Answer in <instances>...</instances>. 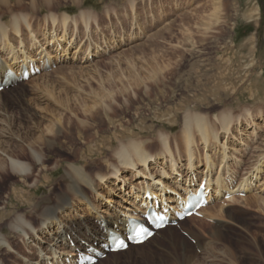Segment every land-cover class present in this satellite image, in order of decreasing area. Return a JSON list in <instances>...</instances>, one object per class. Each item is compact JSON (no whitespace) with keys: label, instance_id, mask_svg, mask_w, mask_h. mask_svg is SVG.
Instances as JSON below:
<instances>
[{"label":"rangeland","instance_id":"1","mask_svg":"<svg viewBox=\"0 0 264 264\" xmlns=\"http://www.w3.org/2000/svg\"><path fill=\"white\" fill-rule=\"evenodd\" d=\"M14 5L16 9L9 10ZM0 6H5L0 13L2 22L17 19L22 27L20 34L11 32L15 52L24 50L21 36L28 44L33 39L37 45L32 50L38 54L37 33L42 43L45 35L48 39L58 35L66 51L62 49L58 59L43 68L38 56L34 63L41 69L20 87L0 94V102L4 98L1 103L7 104L0 114V140L9 141L12 153L32 165L30 175L9 171L0 175V206L4 207L0 227L17 215H24L30 226L44 225L43 209H60L65 203L52 215L56 222H75L68 230L81 242L71 244L68 238L67 247L72 249L74 245L81 248L89 236L98 234L97 215L105 217L111 210L108 220L104 219L109 222L127 218L129 213L140 214V207L126 211L122 206L132 207L127 200L134 192L139 194L142 185L154 180L171 189L176 177L161 137H167L180 175L187 174L184 118L195 113L207 118L219 134L218 141L206 146L201 135L193 132L197 185L206 175L208 151L217 164L212 171L214 181L222 166L226 182H233L236 189L262 166L255 183L263 186L236 194L235 200L223 197L221 201L215 196L208 215L193 216L172 227L178 234L175 239L161 233L145 248L116 257L109 254L100 264H183L172 254L171 239L182 249L184 236L195 246V258L200 257L192 263L264 264V0H0ZM62 16L69 17L66 27L59 23ZM189 33L192 37L187 40L184 34ZM64 39L73 45L68 47ZM87 50L92 55L82 61ZM219 91L226 95L217 97ZM225 115L231 117L227 134L220 123ZM2 131H10L11 138H3ZM25 133L33 136L28 144L32 141L49 159L48 170H40L28 148L18 141ZM44 138L52 139L51 149ZM132 142L142 144L147 152L142 157L146 164L136 170L124 167L118 156L120 148ZM224 143L226 157L231 156L223 160L220 149ZM22 147L26 149L23 155ZM74 169H82L93 187L84 185ZM139 171H146L147 176L138 175ZM79 186H85L82 198L70 189ZM110 196L115 200L112 205L108 204ZM220 208L223 212L217 213ZM187 228L195 235H189ZM6 236L17 243L20 254L37 253L34 245H24L15 233ZM71 251L69 261L76 259ZM0 253L5 264H15L14 256L4 249ZM17 263L23 264L22 260Z\"/></svg>","mask_w":264,"mask_h":264},{"label":"bare ground","instance_id":"2","mask_svg":"<svg viewBox=\"0 0 264 264\" xmlns=\"http://www.w3.org/2000/svg\"><path fill=\"white\" fill-rule=\"evenodd\" d=\"M15 6L16 5H14L13 8L10 7L9 10L13 11L14 9H16ZM7 8H6V10H7ZM3 9H5V6L4 7L0 6V13L2 12L1 10H3ZM214 13H215V11H214ZM80 16H81V14H80ZM87 18L89 19V17H87ZM68 19H69V17H67V16L63 17L62 16V19H60L59 23H61V25L63 27H66ZM16 20L17 19H14V20L10 21L9 23H4V22H2L1 16H0V86L4 85L9 80H10L9 82H11V86L9 88H3L0 91V94L4 93L6 90H12V87H16V88L20 87L21 82L19 81V79H21L23 81V78H21L23 69H27L29 74H32V70L35 71L36 69H41L40 65H38V64L35 65V63H34V61L37 60L38 56H40V59H42V68H43L46 65H52L51 60H53V58H56V57H57L56 59H58V54L60 52H62L61 51L62 49H63V52L66 53V51L64 50L65 47L63 46V43L60 41V39H58V35H57V38L53 37L52 39H48L45 35V37L43 38V40H45V43H42V41L39 40L40 37H39L38 33L35 34L36 41L41 45V50H40V52L38 51L39 52L38 54H36L35 51L32 50V47H35L37 45L35 42H33V39H32V43L28 44L26 42V39L22 38L21 36H20V41H21L22 47H24V50L21 51L22 52L21 54L15 52L16 48L15 49L13 48L14 44L12 43L13 41L11 40V32L20 34V31L22 29V27H19V25H18L19 22L17 23V21H19V20H17V21ZM82 20H83V17H82ZM52 21L55 24L57 21V18L53 17ZM83 21H85V20H83ZM85 24H86V21H85L84 25ZM9 27H11V30L8 31ZM32 32H34V31H32ZM184 36L187 40H190L192 37V33L184 34ZM64 42L68 44V47H71L73 45V44H71V41L65 40ZM67 44H65V45H67ZM5 51H6V53L8 52V54H5L6 56H2V53H4ZM60 55H62V54H60ZM90 55H92V54L89 53V50H87V54L85 57H82V61L87 60ZM60 61H61V58H60ZM31 66H32V70H31ZM132 68L134 69L135 66ZM160 69H159V71H160ZM10 71L13 72L15 77L12 78V76L9 74ZM162 71H163V69H161V72ZM169 73L172 74V72H169ZM134 81L138 86V79L137 80L135 79ZM139 83H141V82H139ZM164 83L166 84V82H164ZM200 84H201V81L198 82V85H200ZM39 87H37V88H39ZM21 93H20V95H21ZM215 94H217L216 96L220 98V96H218V95L219 94L226 95V92L219 91V92H216ZM23 96H25L24 92L22 94V97ZM22 97H20L18 99H22ZM67 98L69 99V97H67ZM2 100H1V102H2ZM57 100H59V99H57ZM67 101L68 100L66 99V103H67ZM1 102H0V114L3 113V109H6V106H7L6 103H1ZM57 102H59V101H57ZM69 103H70V101H69ZM191 112H193V111H191ZM230 120H231V117L227 116V115L223 116L220 119L221 126H222L223 130L226 132V134L230 132V128L228 127ZM0 123H1V121H0ZM57 123L61 124L60 118L58 119ZM54 126H56V123ZM50 130H52V129H50ZM194 131L198 132L201 135V139L204 141L206 146L212 140L213 141L219 140V134L217 133V131L213 127H211L207 118H205L202 115L195 114V113H188L185 116L183 138H184V142H185V149H186V152L188 154L187 168H186L187 174L185 175L187 180H185L186 181L185 182L183 180L185 177L181 176L179 173V168H178L179 162L177 161V159L172 154L171 148L169 147V145L167 143V141H168L167 137L166 138L161 137V138H163V145H164L163 149L166 152V157H167V155H169V157H170L171 167L173 168L172 169V175H176V177H173L174 180L172 182L173 184H172L171 189L165 188L163 185L158 184L157 182H155L153 180L154 183L151 185H153V188L155 190H157V192H158L157 195L152 193L151 189L148 187L150 185V183H148L149 185H142L141 191L139 192V194L134 192L132 194L131 199H129V200L126 199L128 204L130 203V205L132 207L125 206V205H123L122 207L126 211H134L136 208L140 207L142 209V212H140V214L129 213L128 214L129 216H127V218L119 217V218L112 220V221H109V222L105 221V220H108L109 214L112 213L111 210H110V212L109 211L107 212V216H105V217H103V216L101 217V216L97 215V221L99 223V225H98L99 231L97 230L98 234H93L92 236H89L88 242H83L81 245V248H77L75 246V247H72V249H70L69 247H67V245L69 246V244L67 242L68 238L70 240H72L73 242H75L76 244L81 242V238L76 236V234L73 232V230H70V231L68 230V229L72 228L73 225H75V222H73L71 224H67V223L65 224L63 221H61V219L59 222H56V221H54L55 215H52V214L57 215L58 211L66 206L65 203L63 204L62 208H60V209H58L57 206L45 207L42 212L40 211L41 212L40 213L41 224H44V225H40L38 227L30 226L24 215H17L16 218H14L7 225L0 227V230H1L0 231V251L2 249H4L6 254L14 256L15 264H18L17 263L18 260H22L23 264H78L79 261L85 260L89 256H96L99 252H104L105 248L110 247L108 244V238L112 237L114 234H117V233H124L128 229L130 222H131V219L136 220V221H142L143 220V216L145 214L147 207L151 203L155 202V199H152V200L148 199L146 193L150 192L151 195L154 198H156V200L160 201V203L162 204V205H160V210H163L168 206L167 208H169V210H170L168 212V214L171 213L173 215H176V212H181L182 210L184 211L183 208L185 205L186 198L188 197V195L190 193L194 196L197 195L198 189L200 187L199 185L197 186V181H196L198 179V177H197L198 176L197 175L198 161H197V158L195 157L196 154L193 150V144L195 143V137L193 135ZM2 133H3L2 137L6 138V139H10L11 138L10 136H12L10 131H8V132L6 131L5 133L2 131ZM18 138H19L18 141L23 142L24 145L28 148L29 154L33 158V162L36 165L41 167L40 170H48V167L45 164L48 162L49 159L46 158V156H44L42 152H39L38 150H36L34 148L35 146H34V144H32V141L30 144H28L29 139L31 140V138H33V136L28 134V133H25V135L20 134L18 136ZM44 139H45L44 142L46 144V147H48V149L49 148L51 149V147H53L52 146V139L51 138H44ZM143 147L144 146H142V144H139L137 142H132L129 145L122 146L120 148V150L118 151V156H119V160H120L121 164H123V166L126 168H130V166H131V168L134 170L138 169L137 167L139 165L140 166L142 164L145 165L146 163L144 162L142 157L147 152H146V150H144ZM221 148L222 149H220V150H222V155H223L221 157L223 158V160L225 158H228V157L230 158L231 155L226 157L229 154L227 152V148L225 147V143L222 145ZM13 151L14 150L9 145V141L0 140V154L2 157H4L3 159L1 158V160H0V175L4 176V175L8 174V171L11 173L17 174V175H30L31 171H32V165L29 163L23 162L20 158V155L13 154L12 153ZM25 152H26V149L22 147L20 149V154L23 155V154H25ZM205 158H206V169L207 170H206V175H205L203 181H206L207 183L205 184L206 189H205L204 194L208 193L211 190V196H210L211 201L210 202H213L215 196H217V200L222 199L221 201H223V197H225L226 194L231 195V199L235 200L236 194H240V193L242 194L244 192L250 191L251 189H254L256 186L255 182L258 179V173H259V171L261 172L263 170L261 168L262 166L261 167L259 166L256 169V171L252 173L251 176L243 179L239 183L237 188L235 189V187H232L233 182L232 183L226 182V179H225V176H226L225 171L226 170L224 171V168H222V166H221V169L219 170L216 181H214L215 176L213 177L212 171L217 164H215L214 160H211V155L208 154V151L206 152ZM263 164H264V162H263ZM138 173H139L138 175L147 176V175H145L146 171H143V172L139 171ZM74 174L78 178H80L81 181H83L84 185L93 187V183H92L91 179L85 175V173L83 172L82 169H74ZM171 178H172V176H171ZM159 180H161V179H158L157 181H159ZM123 181L127 182V179H124ZM182 181L185 182V185L183 184ZM229 182H231V181H229ZM141 183L143 184L144 181H141ZM258 186L262 187L263 184L260 182V184H258L256 187H258ZM108 188L110 191H113V189H114V188H112V184H110L108 186ZM151 188H152V186H151ZM70 189L74 192L75 195H77V197H80V198H82L84 193H85V186H79V187H74V188L70 187ZM171 193H173L174 196H172ZM25 197L29 198L30 194L25 195ZM107 199H108L109 205H112V203H115V200L112 199L111 196ZM223 205H224V203H223ZM42 207H43V205H42ZM109 207H111V206H109ZM209 207L210 206H207L200 213H202V215H205V213H206V215H208L207 212L209 211ZM103 209H100V213L106 212ZM222 209L223 208L216 209V212L222 213L223 212ZM3 210H4V207L0 206V224L2 223L1 220L3 219ZM192 217L193 216H191L190 218H192ZM210 218L213 219V217H210ZM43 226H44V228H43ZM87 230H89V228ZM187 230H188V228H187ZM8 232L15 233L18 236V237L16 236L18 239H23L22 243L24 245H26V244L34 245L35 248L38 249L36 251L37 253H35V255H31L32 252L29 251L28 252L29 255L25 256V255L20 254V252L17 250L18 248L16 247L17 243L14 240L9 241V239L7 238L8 236H6V233H8ZM87 232L89 233V231H87ZM166 232L170 233L171 236L173 237V239H175V237H178L176 230L174 228H172L171 226H168L163 230L157 231V233L151 239L144 242L143 244H141L139 246H130L124 252H117V253L111 254V255L116 257L122 253L128 254V252H130L131 249H133V248L141 250V249L145 248V246L148 244L149 241L155 240L157 235H162L161 233L164 234ZM188 233H189V235H192V236L195 235L192 231H189ZM126 236L127 235H125V237ZM173 239H171V242H172L171 244L173 247L172 254L175 257V259L178 261L180 259V262L183 260V264H195V263H197V262L192 263V261L195 258V246L192 245V243L190 245L188 243L189 241H187V239L184 236L182 238V240L180 239L181 240L180 243H183V248L181 249L180 247H182V246H180V244H178L177 241L175 242V240H173ZM196 240H197V238H196ZM92 245L95 247L93 248ZM199 246H200V242H197V248H199ZM71 250H73L76 253V255H75L76 259L69 261L70 258H68V256H70L72 254ZM181 250H184L183 251L184 254H181L182 253ZM43 252L46 254H44ZM66 254H68V255H66ZM2 256H4V255H1V253H0V264H5L3 262ZM197 256H196V258H197ZM146 258L149 259L148 256H146ZM100 263H103V261L100 260L97 264H100Z\"/></svg>","mask_w":264,"mask_h":264},{"label":"snow or ice","instance_id":"3","mask_svg":"<svg viewBox=\"0 0 264 264\" xmlns=\"http://www.w3.org/2000/svg\"><path fill=\"white\" fill-rule=\"evenodd\" d=\"M141 242H142V241H141ZM121 246H123V245H117L118 248L121 247Z\"/></svg>","mask_w":264,"mask_h":264}]
</instances>
